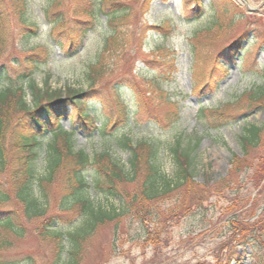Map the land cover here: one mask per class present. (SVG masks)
<instances>
[{
    "label": "rangeland",
    "instance_id": "obj_1",
    "mask_svg": "<svg viewBox=\"0 0 264 264\" xmlns=\"http://www.w3.org/2000/svg\"><path fill=\"white\" fill-rule=\"evenodd\" d=\"M120 1L130 4L135 11L136 18L129 25L138 32L148 29L150 36L145 45L130 50L133 55L128 65L123 61L113 69L108 66L112 72L102 77L95 88L110 96V88L117 83L125 91L129 90L124 93L128 102L127 92H131L128 85L146 92L148 101L140 113V125L112 129L108 131L109 138L96 133L90 136L74 121L70 110L71 113L69 111L60 122L61 128L75 133L76 150L86 151L102 166L109 165L107 158H99L107 151L112 161L120 165L129 163L130 154L122 150L112 136H128L133 142L156 143L161 169L169 178H173L176 169L172 146L179 144L183 149L190 148L194 159V184L192 188L174 191L166 198L149 201L143 208L135 207L132 216L99 228L83 244L78 264H223L232 250L241 255L242 264H264V224L258 235L261 239L248 233L251 242L245 246L239 243L246 233L236 231L240 226L238 223L248 221L259 226L258 223L264 221V211L260 213L264 206V144L259 150H248L247 155L242 144L247 125H264V95L263 107L247 114L253 105V90L264 88V53L256 52V47L264 44V0H248V4L242 5L226 0L228 11L221 8L225 5L222 0H200L203 9L198 0H190L186 5L183 0H170L169 4L156 1L147 14L140 9L142 0ZM26 3L24 10L23 0H0V14L8 24L0 35V64H9L19 54L23 56L33 50L40 52L44 47L52 46L50 34L52 29L54 32L59 27H50L44 21L41 14L44 0H26ZM25 21L35 24L37 32L27 41L20 32ZM151 26H161L164 35L154 33ZM104 29L105 19H102L100 30ZM246 33L248 43L245 46L249 52L248 67L242 68L245 74H239L233 66L230 82L227 79L214 94L200 97L199 90H194L196 80L204 83L216 58ZM94 38V34L90 35L84 47L73 57H67L52 47L53 55L34 76L35 81L41 88L48 84L53 90L67 87L86 90L89 86L88 66L96 62L97 37ZM191 45L195 48L193 54ZM174 51L177 64L173 76L149 64ZM128 54L125 58L130 57ZM104 63L114 65L107 60ZM25 98L29 102L32 100L29 93ZM200 106L205 110L206 119L199 115ZM215 112L238 118L246 115L219 128L218 123L224 119L215 116ZM233 156L244 161L238 177L232 169ZM45 159L43 152L40 169L45 166ZM246 160L248 163L244 167ZM228 182L232 185L222 186ZM123 189L130 196L138 190L130 184ZM90 195L97 205L110 208L115 204L92 191ZM1 208L20 216L25 235L18 238L3 233L9 245L0 248V258L21 264L30 256L35 264H52L56 247L53 241H44L39 236L41 220L23 218L21 207L15 200Z\"/></svg>",
    "mask_w": 264,
    "mask_h": 264
},
{
    "label": "trees",
    "instance_id": "obj_2",
    "mask_svg": "<svg viewBox=\"0 0 264 264\" xmlns=\"http://www.w3.org/2000/svg\"><path fill=\"white\" fill-rule=\"evenodd\" d=\"M154 1L142 0L141 11L147 14ZM223 1L225 5L221 8L228 11L227 1ZM44 3L42 13L46 23L50 27H59L54 32L52 29L50 39L66 55H73L78 50L82 45V38L89 35L91 29H95L103 16L106 18V30L95 43L96 62L88 66L89 86L86 90L71 87L53 90L48 84L43 88L39 86L34 76L51 59L53 50L49 46L40 52L33 50L23 56L19 54L9 64H0V178L5 177V180H0V229L4 230H0V248L9 245L4 239L8 233L18 238L25 235L20 216L1 208L15 200L21 207L23 218L27 221L41 220L39 236L42 240L55 243V259L52 264H78L83 244L99 228L116 223L128 215L132 216L135 207L143 208L149 201L166 198L182 188H192L194 159L190 148L183 149L179 144L172 146L171 155L176 169L173 178H169L161 169L156 143L133 142L128 136L114 139L122 150L130 154L127 165L112 161L107 151L100 154L99 158H107L109 165L102 166L94 156L75 149L74 134L63 131L58 124L70 108L74 111L75 122L89 133L97 129L96 121H102L98 128L102 136L110 128L139 127L140 113L148 101L146 92L128 85L131 88V92H127L130 98L128 102L124 93L129 90L125 91L117 83L110 88V96L95 87L102 77L112 72L108 66L113 69L123 61L128 65L133 55L130 50L145 45L151 31L144 29L138 32L133 29L129 25L136 18L133 6L120 0H44ZM23 4L25 10L26 0H23ZM64 5L67 9L62 8ZM7 27L8 24L0 14V35ZM34 27L35 24L25 21L20 30L24 41L37 33ZM154 30L160 35L165 33L161 27H154ZM247 33L216 58L204 83L194 78L195 90L206 89L205 93L212 94L228 76L231 66L236 65L241 70L248 67L249 48L245 46L248 42ZM258 51L264 52V44L256 47V52ZM191 52H195L193 45ZM42 53L45 55L41 56ZM126 54L130 57L125 58ZM105 60L114 65L104 63ZM149 64L155 66L156 70H165L168 76H173L176 72L177 55L175 52H167ZM250 73L258 75L256 72ZM28 93L32 99L30 102L25 98ZM263 95L264 88L253 90V105L247 114L263 107ZM199 115L205 118V110L202 109ZM214 115L224 119V122L218 123L220 128L233 124L246 114L239 118L220 112H215ZM53 124L56 128L52 131ZM46 131H51V138L47 143L44 139ZM243 133L242 144L246 155L248 150H259L264 144V125H247ZM44 146L45 166L40 169L39 158ZM242 163L244 161L233 156L231 164L234 172L238 173L235 175L237 177L243 168ZM247 163L246 160L244 167ZM128 184L138 189L135 195L130 196L123 189ZM231 185V182L222 183L223 187ZM57 191L59 193L56 194ZM90 191L115 204L110 208L95 204ZM263 222L258 223L259 226L248 221L238 223L240 226L236 231L244 230L246 233L239 244L245 246L251 242L248 233L254 235L253 238L261 239L258 235ZM241 261V255L232 250L223 264H242ZM0 264L19 263L0 258ZM21 264H35V260L28 256Z\"/></svg>",
    "mask_w": 264,
    "mask_h": 264
},
{
    "label": "bare ground",
    "instance_id": "obj_3",
    "mask_svg": "<svg viewBox=\"0 0 264 264\" xmlns=\"http://www.w3.org/2000/svg\"><path fill=\"white\" fill-rule=\"evenodd\" d=\"M232 80V79H231Z\"/></svg>",
    "mask_w": 264,
    "mask_h": 264
}]
</instances>
